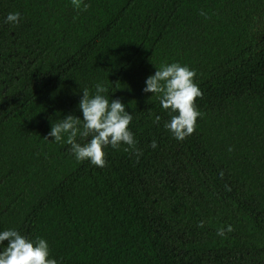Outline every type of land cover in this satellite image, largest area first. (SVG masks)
I'll list each match as a JSON object with an SVG mask.
<instances>
[{
	"label": "trees",
	"instance_id": "trees-1",
	"mask_svg": "<svg viewBox=\"0 0 264 264\" xmlns=\"http://www.w3.org/2000/svg\"><path fill=\"white\" fill-rule=\"evenodd\" d=\"M9 12L20 22L5 23ZM173 62L201 92L180 141L142 91ZM97 82L132 114L136 141L106 147L103 167L45 139L58 118L81 116L80 90ZM10 228L44 238L58 264H264V0H0Z\"/></svg>",
	"mask_w": 264,
	"mask_h": 264
},
{
	"label": "clouds",
	"instance_id": "clouds-1",
	"mask_svg": "<svg viewBox=\"0 0 264 264\" xmlns=\"http://www.w3.org/2000/svg\"><path fill=\"white\" fill-rule=\"evenodd\" d=\"M79 8L82 0H72ZM87 8V5H84ZM4 22L17 24L20 22L19 12H9ZM154 74L145 79L142 89L159 100L163 110L170 119L164 124L172 137L178 141L192 134L200 112L195 107V99L201 95L199 87L194 83V71L186 65L173 62L155 67ZM78 108L80 117L71 114L58 118L51 123L50 131L45 139L50 142L64 141L77 162L87 161L96 167L105 165L106 147L118 149L121 145L129 148L136 141L128 125L132 114L118 98H109V89L102 82L93 85V89L84 87ZM150 97V98H151ZM160 120L159 116L155 117ZM51 138L49 140L48 138ZM156 147V142H151ZM127 150V149H126ZM203 222H201L202 224ZM228 231L231 227L228 226ZM224 228L217 229V235L223 236ZM7 241L5 245L4 242ZM0 264H58L57 259L50 256L49 246L44 238L29 239L15 229L0 231Z\"/></svg>",
	"mask_w": 264,
	"mask_h": 264
}]
</instances>
